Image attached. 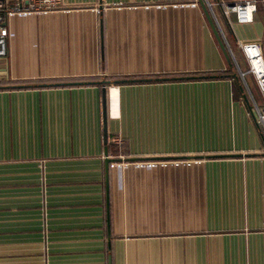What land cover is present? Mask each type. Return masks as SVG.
Masks as SVG:
<instances>
[{"label":"crops","instance_id":"0c3cea01","mask_svg":"<svg viewBox=\"0 0 264 264\" xmlns=\"http://www.w3.org/2000/svg\"><path fill=\"white\" fill-rule=\"evenodd\" d=\"M60 7L8 20L0 264H264L262 101L199 1ZM220 26L264 46L262 8Z\"/></svg>","mask_w":264,"mask_h":264},{"label":"built area","instance_id":"2783aa9c","mask_svg":"<svg viewBox=\"0 0 264 264\" xmlns=\"http://www.w3.org/2000/svg\"><path fill=\"white\" fill-rule=\"evenodd\" d=\"M208 10L226 42L228 51L234 61L238 75L242 82L247 86L246 78L250 76L259 92L262 104L260 106L254 103L257 113V123L264 128V48L256 41H238L239 52L246 63L247 71L243 72L236 61L232 49L226 41L220 23L217 19L214 3L204 0ZM222 12L226 23L229 26L233 24L253 23L255 13L259 8L264 9V0H221L215 3ZM61 0H27V3L11 4L7 0H0V58H6L9 53V35L8 20L10 17L22 14L58 12ZM250 94V91H249ZM251 95V94H250ZM114 168L115 165H112Z\"/></svg>","mask_w":264,"mask_h":264},{"label":"water","instance_id":"95a60500","mask_svg":"<svg viewBox=\"0 0 264 264\" xmlns=\"http://www.w3.org/2000/svg\"><path fill=\"white\" fill-rule=\"evenodd\" d=\"M203 11L204 14L208 20V23L212 29V32L219 44V47L221 48V51L227 61V63L230 65L234 64V61L228 51V47L226 45V42L217 26V23L215 22V20L213 19L210 11L208 10L204 0H198ZM234 79L238 78V75H234L233 76ZM102 85L103 87V92H104V133H105V142L108 143V119H109V104H108V89H107V85H109V82H103ZM112 162V160H108V167L110 165V163ZM107 196H108V201L110 198V188H109V184L107 187Z\"/></svg>","mask_w":264,"mask_h":264},{"label":"rangeland","instance_id":"374dc122","mask_svg":"<svg viewBox=\"0 0 264 264\" xmlns=\"http://www.w3.org/2000/svg\"><path fill=\"white\" fill-rule=\"evenodd\" d=\"M213 7H214V10H215V13H216L217 17L219 18L220 23L223 25V27H224V29H225L227 35H228V34H229L228 25H227L226 21L224 20L222 14H221V12H220L219 7H218L215 3H214V5H213ZM260 23H261V22H260ZM229 36H230V34L228 35V37H229ZM261 38H262L261 40H263V42H264V35H263ZM230 41H231V44H233L231 38H230ZM263 48H264V46H263ZM233 51H234V53H235V56L237 55L236 60H237V62H238V64H239L240 69H241L243 72H246V71H247V66H246V63L244 62V60H243V58H242V56H241V53H239V52L237 51V49H235L234 46H233ZM233 69H234V71L236 72V74H238V71H237V69H236V67H235L234 64H233ZM246 82H247V84H248L250 87H252V85H253V83H254V82L252 81V78H251L250 76H247V78H246ZM254 95H255V92H254Z\"/></svg>","mask_w":264,"mask_h":264},{"label":"trees","instance_id":"16d2710c","mask_svg":"<svg viewBox=\"0 0 264 264\" xmlns=\"http://www.w3.org/2000/svg\"><path fill=\"white\" fill-rule=\"evenodd\" d=\"M229 67H230V68H232L233 66H232V65H230ZM225 73H226V72H225ZM222 75H228V74H222ZM196 76H197V75H196ZM200 76H201V75H200ZM214 76H215V77H218V78L220 77V76H219V74H217V75H214ZM190 77H193V75H192V76H190ZM202 77H205V76L203 75ZM206 77H207V78H209V76H206ZM229 77H230V76H229ZM185 79H188V78H185ZM189 79H194V78H189ZM250 92H251V91H250Z\"/></svg>","mask_w":264,"mask_h":264}]
</instances>
